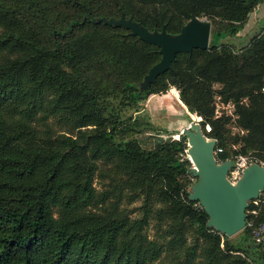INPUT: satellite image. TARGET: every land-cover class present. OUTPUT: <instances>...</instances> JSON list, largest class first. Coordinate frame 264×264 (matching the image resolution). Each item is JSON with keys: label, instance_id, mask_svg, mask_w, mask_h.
<instances>
[{"label": "trees", "instance_id": "obj_1", "mask_svg": "<svg viewBox=\"0 0 264 264\" xmlns=\"http://www.w3.org/2000/svg\"><path fill=\"white\" fill-rule=\"evenodd\" d=\"M263 5L0 0V264H264L251 240L264 210L247 215L235 242L209 229L189 199L192 175L180 160L187 139L165 131L169 139L146 149L131 135L151 124L142 119L140 129L138 118L123 115L174 88L203 119V135L223 149L218 158L232 161L229 119H214L217 96L234 104L246 131L233 138L244 144L233 154L252 150L264 162ZM122 15L150 32L165 25L170 35L193 17L217 29L206 51L178 54L171 70L141 90L159 49L124 28L91 22ZM207 52L199 65L196 54Z\"/></svg>", "mask_w": 264, "mask_h": 264}, {"label": "water", "instance_id": "obj_2", "mask_svg": "<svg viewBox=\"0 0 264 264\" xmlns=\"http://www.w3.org/2000/svg\"><path fill=\"white\" fill-rule=\"evenodd\" d=\"M91 22L124 28L131 36L159 49L161 59L149 69L140 84L141 90L148 89L160 75L171 70L178 54L206 51L212 30L210 22L195 17L177 35L168 34L165 25L160 31L150 32L124 15L117 20L102 17L91 19ZM180 134L187 139V154L193 165L190 174L196 179L190 189L189 199L199 203L204 210L209 229L228 238L237 235L246 228L249 201L257 199L264 191V166L255 163L249 165L238 182L232 185L227 179L232 162L217 163L214 157L217 143L203 135L198 122L193 121Z\"/></svg>", "mask_w": 264, "mask_h": 264}, {"label": "rangeland", "instance_id": "obj_3", "mask_svg": "<svg viewBox=\"0 0 264 264\" xmlns=\"http://www.w3.org/2000/svg\"><path fill=\"white\" fill-rule=\"evenodd\" d=\"M264 9V5L262 6ZM262 9V10H263ZM202 20H206V18H202ZM209 22V21H208ZM263 24V22H262ZM261 24V25H262ZM254 26V25H250ZM249 25L245 28L242 33L245 31H249L251 29ZM263 26V25H262ZM261 26V27H262ZM213 32L216 26H212ZM217 29V28H216ZM212 40V36L210 37V43ZM210 57V53H197L195 56V60L198 62L199 65L203 64L208 58ZM215 89L219 88L218 85L214 87ZM244 103L247 101L244 100ZM215 112H214V119H229L228 123L225 126V129L228 131L227 136V146L226 150L229 152L230 158L235 160L237 155L233 154L234 151H239L243 146V142H239L234 144L233 138L234 137H242L246 135V131L241 129L238 124V116L235 114V106L232 103H223L219 97H215ZM123 115L125 117L131 116L134 118H138V123L141 125L140 129H142V119H146L153 128V130L144 131L141 133H133L131 135L132 138L137 139L141 145L146 148L150 149L156 146L157 142L160 140L169 139L170 135H167L165 131L169 134L173 133H180L186 129L188 125H190L193 121L203 123V119L201 117H197L196 115L190 114L188 109L182 104L179 97V92L172 88L169 89L165 94H157L150 96L146 102L140 104L139 112H133V110L124 111ZM55 129H58L55 127ZM206 132L210 131V126L205 125ZM179 135H175L173 139H179ZM209 139V138H208ZM188 147V146H187ZM254 151L250 150L248 152L247 157L256 158L254 155ZM256 159H259L258 157ZM181 162L188 165V168L191 169L193 167L190 158L187 154V150L180 156ZM260 161V159H259ZM263 162V161H261ZM188 181H190L191 186L195 183L196 179L192 176L188 177ZM98 184V182H97ZM99 187H101L99 185ZM141 202L135 203L131 208L140 207ZM135 215H139L137 212ZM243 232V231H242ZM240 232L239 234L229 237L230 241L235 242L240 235L243 233ZM156 230L154 229L153 224L151 225L150 229H148V234L151 238L155 237ZM260 250H255V255H261Z\"/></svg>", "mask_w": 264, "mask_h": 264}, {"label": "built area", "instance_id": "obj_4", "mask_svg": "<svg viewBox=\"0 0 264 264\" xmlns=\"http://www.w3.org/2000/svg\"><path fill=\"white\" fill-rule=\"evenodd\" d=\"M223 153V149L220 147H215L214 157L218 164L223 163L218 156ZM228 161V160H226ZM230 161V160H229ZM232 167L227 174L228 181L235 185L238 180L242 177L244 169H246L251 164H258L264 166V162L259 161L255 158H250L247 156H239L235 160H232ZM249 211L247 210V215L258 216L262 210H264V191L259 195L257 199L249 201ZM251 240L253 244L264 253V222L258 226L252 227L251 230Z\"/></svg>", "mask_w": 264, "mask_h": 264}]
</instances>
